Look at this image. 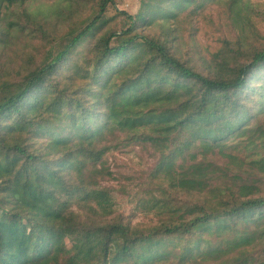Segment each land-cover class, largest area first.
Instances as JSON below:
<instances>
[{
    "label": "trees",
    "instance_id": "obj_1",
    "mask_svg": "<svg viewBox=\"0 0 264 264\" xmlns=\"http://www.w3.org/2000/svg\"><path fill=\"white\" fill-rule=\"evenodd\" d=\"M28 1L0 0L22 9L0 17V264H264L256 27L211 52L194 34L220 0H141L136 14L60 0L47 19ZM135 144L155 158L124 191L157 219L144 226L101 185L117 179L108 155Z\"/></svg>",
    "mask_w": 264,
    "mask_h": 264
},
{
    "label": "rangeland",
    "instance_id": "obj_2",
    "mask_svg": "<svg viewBox=\"0 0 264 264\" xmlns=\"http://www.w3.org/2000/svg\"><path fill=\"white\" fill-rule=\"evenodd\" d=\"M60 0H29L24 6L27 12L35 15H40L42 19L50 18L52 12L58 7ZM141 0H116L114 8L111 7V14L115 11L128 12L136 14L140 8ZM0 7V17L4 20V16L10 15L11 12L22 10L19 6ZM246 13L248 14L246 17ZM49 15V16H48ZM14 14L11 15V19ZM4 26H8L5 24ZM197 32L194 34V39L203 50L211 52L222 49V40L228 39L231 42L237 40L247 42L251 37L252 27H256L258 33L264 36V0H237L230 5L228 0H220L211 4L204 15L197 20ZM13 30V27H12ZM263 41V39H261ZM245 42V43H246ZM51 47L49 55L42 62L46 63L56 55L57 50ZM11 52L9 57H12ZM257 127L255 120L251 121L249 128L252 129L251 134L259 142L260 133L254 129ZM125 139L124 134H119L117 141L122 142ZM202 157H199L201 159ZM111 171L117 176V179H108L101 183L112 189V197L114 202V210L116 215L124 216V219L131 220L136 225L155 224L157 219L154 215H146L138 212L127 193L139 189V184L142 179H147L151 168L155 164L154 154L142 144H135L130 147L122 145L119 149H114L107 157ZM215 162H223L224 159L218 154L210 157ZM246 160L252 159L251 156L245 157ZM260 174V173H259ZM150 176V175H149ZM262 176H264L262 174ZM149 178V177H148ZM185 252L181 254L183 264L188 261V264H197L193 262L191 257H186ZM185 256V257H184Z\"/></svg>",
    "mask_w": 264,
    "mask_h": 264
}]
</instances>
